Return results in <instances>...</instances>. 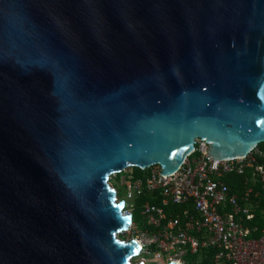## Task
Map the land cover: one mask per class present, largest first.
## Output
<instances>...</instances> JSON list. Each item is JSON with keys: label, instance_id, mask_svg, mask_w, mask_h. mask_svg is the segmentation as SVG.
I'll list each match as a JSON object with an SVG mask.
<instances>
[{"label": "water", "instance_id": "1", "mask_svg": "<svg viewBox=\"0 0 264 264\" xmlns=\"http://www.w3.org/2000/svg\"><path fill=\"white\" fill-rule=\"evenodd\" d=\"M197 139L264 144V0H0V264H133L109 177Z\"/></svg>", "mask_w": 264, "mask_h": 264}, {"label": "built area", "instance_id": "2", "mask_svg": "<svg viewBox=\"0 0 264 264\" xmlns=\"http://www.w3.org/2000/svg\"><path fill=\"white\" fill-rule=\"evenodd\" d=\"M197 139L181 167L163 175L160 165L129 166L108 183L128 229L118 234L140 248L133 264H264V144L244 157L214 160ZM120 184L125 195L119 196ZM146 219L138 229L134 211ZM127 235L126 239L120 236Z\"/></svg>", "mask_w": 264, "mask_h": 264}, {"label": "rangeland", "instance_id": "3", "mask_svg": "<svg viewBox=\"0 0 264 264\" xmlns=\"http://www.w3.org/2000/svg\"><path fill=\"white\" fill-rule=\"evenodd\" d=\"M119 178L123 176L122 173L118 174ZM116 188L119 192V196L123 197L125 195V189L122 187L119 183L116 185ZM134 221L138 224V229L142 230L144 229V225L146 224L145 217L141 214L140 210L134 211ZM127 235L120 236L122 239H126ZM199 259L196 257L188 256L185 257V261L189 262L190 264H193L194 262L198 261Z\"/></svg>", "mask_w": 264, "mask_h": 264}]
</instances>
